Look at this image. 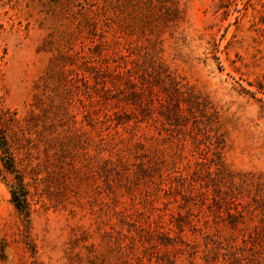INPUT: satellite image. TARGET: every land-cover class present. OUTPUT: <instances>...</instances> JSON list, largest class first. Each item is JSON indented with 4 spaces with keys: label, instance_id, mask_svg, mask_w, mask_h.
<instances>
[{
    "label": "rangeland",
    "instance_id": "rangeland-1",
    "mask_svg": "<svg viewBox=\"0 0 264 264\" xmlns=\"http://www.w3.org/2000/svg\"><path fill=\"white\" fill-rule=\"evenodd\" d=\"M0 134V264H264V0H0Z\"/></svg>",
    "mask_w": 264,
    "mask_h": 264
},
{
    "label": "trees",
    "instance_id": "trees-1",
    "mask_svg": "<svg viewBox=\"0 0 264 264\" xmlns=\"http://www.w3.org/2000/svg\"><path fill=\"white\" fill-rule=\"evenodd\" d=\"M0 153H1L0 178L5 179L3 172L14 174L15 165L7 140L2 134H0ZM6 184L9 189L12 204L17 210L23 211L25 208V193L23 191L22 181L20 179H17L16 183H6Z\"/></svg>",
    "mask_w": 264,
    "mask_h": 264
}]
</instances>
